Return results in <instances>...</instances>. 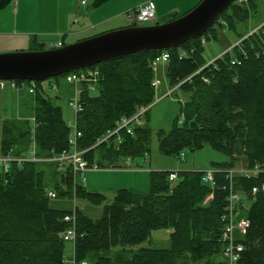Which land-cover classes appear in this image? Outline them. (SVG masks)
I'll return each mask as SVG.
<instances>
[{"label":"trees","instance_id":"obj_1","mask_svg":"<svg viewBox=\"0 0 264 264\" xmlns=\"http://www.w3.org/2000/svg\"><path fill=\"white\" fill-rule=\"evenodd\" d=\"M13 1L0 0V11ZM109 1L94 0L92 6L98 8ZM262 3L264 0H248L246 4L236 1L202 37L166 50L170 54L166 70L170 88L184 82L179 90L188 99L181 104L182 123L177 118L169 132L158 133L165 155L179 158L184 150L194 153L210 146L230 160L215 163L217 170L236 168L241 160L245 167L258 164L264 170V26L254 35L247 30ZM175 19L177 16L170 21ZM226 29L241 41L240 45L226 52L230 45L221 58L207 66L203 40L206 44L218 41L222 33L229 38ZM30 47L32 51L48 49L36 36L30 39ZM160 53L149 51L98 65V91L80 94L83 111L76 117L82 133L79 149L92 148L120 118L132 116L139 107L155 101L152 62ZM44 84L46 81L37 82L33 96L34 134L29 120L4 121L2 154L11 150L16 155L26 154L33 139L39 156L69 148L72 131L56 105L60 95H52ZM151 138L146 123L135 128L132 135L124 134L120 145L112 141L91 149L86 159L109 167L126 158L146 156ZM171 173L150 172L147 194L120 190L97 219L77 206L74 260L89 264H225L219 260L224 247L220 241L221 215L228 195L223 190L225 175L216 173L217 185L212 190L202 182L203 171L179 172L174 184L169 181ZM261 183L264 176L258 180L237 177L235 187L248 195ZM49 190L57 194L56 200L71 202L75 195L94 206L106 202L104 195L81 184L75 188L70 165L29 163L22 168L13 166L8 173L0 169V264H66L67 242L60 234L69 226L64 217L71 208L53 207ZM212 193L214 198L206 202ZM240 215L251 227L242 241L245 250L238 264H264V191L250 197L248 208ZM157 230H170V248H137Z\"/></svg>","mask_w":264,"mask_h":264},{"label":"rangeland","instance_id":"obj_2","mask_svg":"<svg viewBox=\"0 0 264 264\" xmlns=\"http://www.w3.org/2000/svg\"><path fill=\"white\" fill-rule=\"evenodd\" d=\"M18 0H14L13 3ZM47 1L45 4L43 2ZM143 0H123L124 2H141ZM202 0H200L201 2ZM72 2V3H71ZM199 2V3H200ZM39 7H41V16L39 11L35 7V0H21V14L23 10L25 15L35 22L26 26V30L35 31L38 36L39 42H45L47 50H50L51 43H64V46L71 45L76 42H72V34L78 29L92 28L93 26L85 20L87 8H78L75 0H40ZM68 5V7H66ZM70 5L72 11L77 14L75 17L70 16ZM183 5V3H179ZM196 4L194 7H196ZM10 6V5H9ZM9 6L7 8H9ZM13 6V5H12ZM11 6V7H12ZM65 6V7H64ZM90 6V5H89ZM10 7V8H11ZM194 7L189 10H180L177 18L188 13ZM0 11V30H10L11 21H15V14H11L8 9ZM6 10V11H5ZM187 11V12H184ZM130 10L124 12L114 18L112 24L106 23L105 28L102 30H90L81 36V40L89 39L97 36L100 32L108 29L107 27H116L113 29L119 30L117 27H128L132 25V20L128 19ZM59 13V14H58ZM56 14H58L55 21ZM21 15L19 16V18ZM130 21V22H129ZM264 23V3L260 4L258 13L254 15L251 21L248 23L247 30H252ZM149 26V24L145 25ZM111 29V28H109ZM122 29V28H121ZM14 30V29H13ZM114 31V30H112ZM111 32V31H108ZM107 33V32H106ZM226 33L229 38L224 34L219 35L218 41H208L206 44L205 58L208 60L218 57L222 52L238 41L232 33L226 29ZM101 35V34H99ZM34 36V35H33ZM25 38V37H24ZM23 37H9L0 36V54H13L22 51H32L30 47V39L32 36H28V41L22 43ZM21 40V41H20ZM168 65L159 64L158 70L154 73L155 79H160L162 85L157 89L155 99L167 92L170 88L168 79L166 77V68ZM47 84V85H46ZM46 86L53 85L56 90L50 89L52 95L59 98L56 99V105L63 110V116L66 122L69 124L76 123V114L73 108L70 106V102L73 100L74 92L72 85L66 83L63 79H52L46 81ZM188 99V95L178 90L171 97H166L159 102H156L151 108L148 115L144 117V121L148 124L152 131L151 145L149 154L146 156H139L132 161L131 171H115V170H103L100 172H89L86 175L87 182L85 188L88 191L100 193L105 196L106 202L102 206H94L86 201L77 200L76 204L81 207L90 217L97 219L103 213L105 205H109L114 197L120 190H129L136 194H147L150 191V172H183V171H207L215 169V163L229 162V158L215 151L210 146H206L200 151L190 152L184 150V160H181L180 156L172 157L165 155L160 150L158 133L160 131L169 132L176 119L178 118L179 124L182 123L183 114L181 113V104L185 103ZM34 97L28 93V91L16 92L10 89L9 86L1 92L0 95V142L2 134V125L6 120H12L18 122L20 118H25L33 125L31 116L34 111ZM71 135L74 132L71 128ZM244 160H241L237 166L245 167ZM51 205L59 209L72 208L73 204L68 201L54 200ZM170 230H157L154 231L148 240V242L140 245L137 248H151V249H168L170 248ZM136 248V249H137ZM65 258L66 264H73L75 259L74 255V243L67 242L65 245ZM222 259L220 256L219 260Z\"/></svg>","mask_w":264,"mask_h":264},{"label":"built area","instance_id":"obj_3","mask_svg":"<svg viewBox=\"0 0 264 264\" xmlns=\"http://www.w3.org/2000/svg\"><path fill=\"white\" fill-rule=\"evenodd\" d=\"M93 0H76L79 8L86 9ZM240 4H246L248 0H235V2ZM129 18L132 20V23L138 26H145L147 24L151 25L156 22V7L152 1L146 2L136 9L129 12ZM225 24V23H224ZM264 24L253 29L249 35L258 34ZM241 41L234 43L226 52H230L234 47L239 46ZM203 45H206L205 40H203ZM51 48H61L63 43H51ZM225 52V53H226ZM223 54H220L218 58H221ZM184 56V54H182ZM170 61V54L167 51H161L160 54L152 62V70L155 73L158 70V65H168ZM215 61L214 59L209 60L207 66L211 65ZM237 61H233L232 64H235ZM63 79L66 83L72 85L74 97L70 102V106L73 108L76 117L83 111V106L80 103V94L87 90L88 92L95 93L98 91V86L101 82V70L98 66H94L88 69L74 71L63 76ZM188 78L186 81L190 80ZM184 83V82H182ZM174 88H169L167 92L158 96L156 100L148 106H141L137 109L136 113L129 117L120 118L113 129L108 130L102 137H100L95 145L89 149H79V139L82 137V133L77 129V123H69V127L74 129L73 134L69 138V148L63 150L61 153H56L54 150L50 152L47 156H39L37 145L33 139L30 144L28 151L23 155H16L12 150L7 154H2L0 152V169L8 173L13 166L22 168L29 163H48L55 164L59 167L70 165L71 171L74 177L75 188L77 184L85 186L87 179L86 175L89 172H100L103 170H115V171H131L132 169V159L126 158L123 163H118L110 167H101L96 162L90 163L86 159L87 153L98 146L103 144H110L112 141L116 142L118 145L123 142V135L128 134L132 135L135 128L142 127L145 125L144 117L147 115L152 106L161 101L166 97H171L176 91L179 90L181 84ZM153 85L157 93L158 87L162 85L160 79H154ZM9 86L11 90L16 92L28 91L29 94L35 95L37 90V82H28V81H0V93ZM49 89L56 90V87L50 86ZM184 119V115H183ZM183 121V120H182ZM33 122V134L37 127L35 118H32ZM181 160H184L185 154L181 153ZM216 173H223L225 175V180L227 184L223 187V190L228 193L226 199V205L224 211L221 215V223L223 225L220 241L223 243L222 251V261L225 264H238L240 261L241 255L245 250V246L242 243L245 236L247 235L251 224L250 222L240 213H243L249 205V198L256 196L261 191H264V183L260 185H255L252 187L248 195H244L236 190V178L243 177L247 180L259 179L264 176V170L258 164L253 165L252 167H239L229 170H207L203 172L202 182L206 185H209L212 190L215 189L217 185ZM178 173L172 172L169 176V181L174 184L177 181ZM48 197L50 200H56L57 194L49 190ZM214 198V194H210L206 199V202ZM77 197L74 195L72 200L73 207L71 212L64 217V222L69 226L68 228L60 234V237L65 242L75 243L78 232H77ZM205 202V203H206ZM73 264H89L87 261H82L80 263L73 261Z\"/></svg>","mask_w":264,"mask_h":264},{"label":"water","instance_id":"obj_4","mask_svg":"<svg viewBox=\"0 0 264 264\" xmlns=\"http://www.w3.org/2000/svg\"><path fill=\"white\" fill-rule=\"evenodd\" d=\"M235 0H202L161 24L107 32L58 49L0 54V81L44 82L109 60L179 48L206 34Z\"/></svg>","mask_w":264,"mask_h":264},{"label":"crops","instance_id":"obj_5","mask_svg":"<svg viewBox=\"0 0 264 264\" xmlns=\"http://www.w3.org/2000/svg\"><path fill=\"white\" fill-rule=\"evenodd\" d=\"M76 1V0H75ZM152 1L155 4L156 7V24L166 23L171 20L172 17L177 16L181 9L183 10H189L190 8L194 7L196 4H199L200 0H143L141 2H124L123 0H110L108 3L98 7L94 8L93 2L90 4V6L87 8V15L85 20L88 21L93 27L87 28V29H78L77 31H74L72 34V42H79L81 39V36L84 35L86 32L90 30H102V28H105L106 23L112 24L114 18L124 12H127L130 10L136 9L138 6ZM47 1L43 2L42 4H45ZM72 3V2H71ZM179 3H183V5H179ZM40 0H35V7L39 11V16H41V7H39ZM77 4V3H76ZM13 5V6H12ZM12 6V7H11ZM78 6V5H77ZM11 7V8H10ZM65 7V6H64ZM68 7V5L66 6ZM79 8V7H78ZM8 11H10L11 14H15L16 20L10 23V30L4 31L0 30V36H9L11 38L15 37H25L23 41H21L23 44L28 41V36H38L36 35L35 31H28L26 30V26L28 24H33L35 21L32 20V18L28 20V17L25 15V11L23 10L21 14V0H18L15 3H11L9 8H7ZM86 10V9H85ZM6 11V10H5ZM187 12V11H184ZM70 16L75 17L77 14H74L72 11V6L70 5ZM59 14V13H58ZM58 14H56L55 21L57 19ZM21 17L19 18V16ZM128 19L129 16H128ZM130 22V21H129ZM131 25V24H130ZM129 27V26H128ZM128 27H117L119 29H124ZM108 29H105L104 31H98L99 34H104L108 31L116 30L113 28L116 27H107ZM111 28V29H109ZM14 29V30H13ZM98 34V35H99ZM97 35V36H98ZM41 44H45V42H39ZM167 70V68L165 69ZM47 85V84H46ZM161 87V86H160ZM166 92V91H165ZM1 95V93H0ZM33 115L31 116V118ZM18 120H27L25 118H20ZM71 203V202H70Z\"/></svg>","mask_w":264,"mask_h":264}]
</instances>
